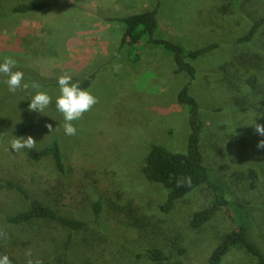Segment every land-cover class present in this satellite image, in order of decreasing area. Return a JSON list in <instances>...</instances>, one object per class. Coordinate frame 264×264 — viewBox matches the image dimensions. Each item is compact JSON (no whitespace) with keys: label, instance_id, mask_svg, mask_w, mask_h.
Here are the masks:
<instances>
[{"label":"rangeland","instance_id":"374dc122","mask_svg":"<svg viewBox=\"0 0 264 264\" xmlns=\"http://www.w3.org/2000/svg\"><path fill=\"white\" fill-rule=\"evenodd\" d=\"M30 1L48 6L28 16L11 12L15 5ZM243 1L232 0L225 10V0H0V63L5 57L16 60L13 71H22V85H29L10 93L3 82L6 77L0 75V231L8 228L3 217L20 203L17 196L3 194L1 185L12 170H18L16 164L23 167L34 152L58 136L64 162L82 161L76 165L84 177V200L79 198L82 193L74 203L84 201L75 216L87 227L76 235L69 255L54 264H152L146 252L149 246L167 251L173 261L206 264L232 227L219 213L201 229L190 228V216L209 200L208 187H200L165 213L160 206L167 190L142 174L152 144L185 153L188 114L177 104V95L190 83V95L204 121L205 164L228 177L233 196L248 206L254 239L264 249V149L256 147L264 136L250 126L253 119L264 125V24L251 42H239L264 18V4ZM155 8L159 28L154 37L187 51L217 45L189 61L196 70L193 81L174 74L172 57L160 48L121 46L124 26L112 19ZM65 73L79 86L94 75L86 90L99 101L73 122L75 136L64 134L63 117L55 109L60 94L57 77ZM251 76L256 77V89L247 83ZM33 82L40 88L33 89ZM37 91L52 97L43 114L28 110ZM28 125L32 130L20 137L31 136L36 148L12 151L10 141L19 137L15 132ZM50 165L47 159L39 168L49 171ZM88 199L100 201L99 217L86 206ZM130 220L144 229L129 226ZM220 264H256V260L232 249Z\"/></svg>","mask_w":264,"mask_h":264},{"label":"trees","instance_id":"16d2710c","mask_svg":"<svg viewBox=\"0 0 264 264\" xmlns=\"http://www.w3.org/2000/svg\"><path fill=\"white\" fill-rule=\"evenodd\" d=\"M225 1L227 6L223 5L222 8L225 7L226 10L232 0ZM243 2L248 3L246 5H256L258 2L264 4V0ZM47 6L48 4L39 1H30L15 5L11 12L28 16ZM239 8H242V5ZM112 21L124 26L121 46L144 44L162 49L172 57L175 65L173 73L185 74L190 81L194 80L196 70L189 61L196 60L217 48L216 44H211L201 49L187 51L171 41L154 37L159 28L156 8L132 13ZM263 24L264 18L257 20L239 42H251ZM94 79L95 76L90 75L80 87L88 89ZM247 83L250 88L256 89L255 76H251ZM189 86L190 83H187L177 95V104L186 108L188 114L190 133L185 153H174L163 145L152 144L145 157L142 174L148 182L161 185L167 190V199L160 206L161 211L165 213L200 187H208L211 193L208 194L209 200L201 206L198 205L190 216L188 222L190 228L201 229L219 213L227 216L232 227L213 248L206 264H220L232 249L243 250L255 258L256 264H264V249L254 239V226L248 206L233 196L228 177L224 173L205 164L201 147L204 121L197 100L190 95ZM261 100L264 101V96ZM32 128L33 125H28L15 132V135L23 136ZM58 138L57 136L50 144L34 152L28 161H24L23 167L20 166L21 163L16 164L14 168L19 166L18 170H12L10 179L1 185L3 194L15 195L20 202L10 214L3 217L4 224L8 226L3 231L8 234V239L0 240V255H8L12 264H25L27 249H31L33 258H39L42 264L57 263L69 255L76 235H80L87 227L84 220L75 216L76 212L84 208V201L74 203L76 197L82 193L79 198L84 200V177L81 175L82 170L76 165L82 161L66 164ZM47 159L51 161L49 171L42 169L43 166L39 168ZM182 177H190L191 185L178 187L177 180ZM73 179L78 180L70 183ZM70 184H75L72 188H75L76 193H72ZM66 199L73 200V203H68ZM86 206L95 217L102 213V206L98 200L88 199ZM127 224L136 230L144 229L141 223H133L131 220ZM179 250L181 253L182 249ZM146 252L152 264H184L181 259L173 261L169 253L158 246H149Z\"/></svg>","mask_w":264,"mask_h":264},{"label":"clouds","instance_id":"9594fccd","mask_svg":"<svg viewBox=\"0 0 264 264\" xmlns=\"http://www.w3.org/2000/svg\"><path fill=\"white\" fill-rule=\"evenodd\" d=\"M16 60L11 57H5L3 62L0 63V75L6 77L3 81L7 85L10 93H15L17 89L23 87L28 89L29 85L22 81L24 79V73L22 71H13L16 67ZM57 85L59 88V95L55 99V109L63 117V131L66 136H75L77 134V128L74 126V121L82 119L86 112H89L94 105L99 101L98 98L92 95L88 90L82 89L78 83L73 82V78L70 74H62L57 77ZM33 89H39L40 85L36 82L31 84ZM28 104V110L43 114L45 110L52 104V97L46 92L37 91L30 97ZM257 115V113H256ZM255 115V116H256ZM49 130H52L51 125H45ZM250 126L254 127L256 134L264 136V125L255 123L254 119ZM36 141L28 136L16 137L10 141V149L14 152H21L22 150H31L36 148ZM257 149H264V139L260 140L257 145ZM191 185V178H179L177 180V186ZM8 234L4 231H0V240H7ZM26 261L25 264H42L39 258H33L31 249L25 251ZM0 264H12L8 255H0Z\"/></svg>","mask_w":264,"mask_h":264}]
</instances>
